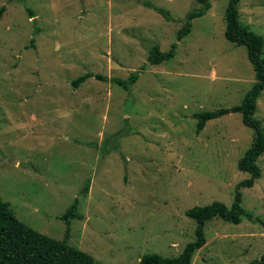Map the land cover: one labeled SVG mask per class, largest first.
Masks as SVG:
<instances>
[{"label": "rangeland", "instance_id": "obj_1", "mask_svg": "<svg viewBox=\"0 0 264 264\" xmlns=\"http://www.w3.org/2000/svg\"><path fill=\"white\" fill-rule=\"evenodd\" d=\"M209 2L177 40L195 0H0V196L18 219L61 239L60 216L77 197L83 217L71 220L68 243L96 264H139L193 240L187 209L231 204L249 177L237 162L253 130L231 112L196 133L193 114L240 103L254 71L246 48L224 37L227 0ZM238 10L264 37V0H240ZM173 42L171 59L147 62L153 44ZM132 71L129 91L94 77L72 85L85 72ZM253 116L264 127V89ZM256 163L261 175L240 189L241 205L261 222L212 218L190 264H248L264 253V153Z\"/></svg>", "mask_w": 264, "mask_h": 264}, {"label": "trees", "instance_id": "obj_2", "mask_svg": "<svg viewBox=\"0 0 264 264\" xmlns=\"http://www.w3.org/2000/svg\"><path fill=\"white\" fill-rule=\"evenodd\" d=\"M199 4L185 14L182 25L176 32V39L180 40L191 32L192 20L206 13L210 7L209 0H195ZM240 0H227L224 10V37L229 42L236 45H243L246 48L247 59L251 63L254 71V80L250 88L245 92L240 103L221 107L210 111L194 113L196 119L195 132L199 133L210 119L222 115L238 112L241 115L242 123L253 130V138L249 147L238 159L237 166L241 171L247 172L249 177L240 180L233 194L231 204L228 206L224 202L214 200L206 205H195L185 211L186 216L194 220V238L188 241L182 251L172 257L162 256L158 253H146L139 258V264H190L194 252L200 249L206 239L204 227L207 221L212 218H220L234 224L239 223L243 217L256 222L260 221L258 216L245 210L241 205L243 187H252L255 180L261 175V169L256 163L260 155L264 153V127L260 120L253 114L256 111L258 97L264 89V58L262 49L264 37L250 30L248 26L241 23L239 18ZM160 13L167 21H172L170 12L161 7L151 6ZM5 10V5L0 6V16ZM29 17L34 16L29 11ZM37 30V29H36ZM177 43L173 42L169 49L161 51L157 44H153L147 55V62L158 64L171 59L175 54ZM139 76V71L130 72L125 79L117 77H107L99 73L85 72L72 80L73 87H78L88 77H94L100 81H111L121 86L125 91L135 83ZM89 186V179L85 181L80 194L85 196ZM79 199L76 197L72 203L61 214L60 218L65 222V231L61 239L53 238L42 233L25 222L18 219L10 204L0 196V264H96L94 257L68 243L70 223L72 219H82V214L78 211ZM248 264H264V253L251 260Z\"/></svg>", "mask_w": 264, "mask_h": 264}]
</instances>
